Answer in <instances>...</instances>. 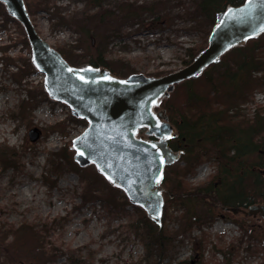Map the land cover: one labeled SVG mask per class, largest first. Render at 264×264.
Wrapping results in <instances>:
<instances>
[{"label":"rangeland","instance_id":"374dc122","mask_svg":"<svg viewBox=\"0 0 264 264\" xmlns=\"http://www.w3.org/2000/svg\"><path fill=\"white\" fill-rule=\"evenodd\" d=\"M53 3L55 9L48 12L39 10L32 23L50 46L71 49L74 54L72 57L79 56V67H83L86 65L84 62L96 55L98 36L93 33L91 44L90 36L85 34L83 26L78 23H70L60 17L57 24L63 25L54 27L51 23L58 9L61 16H73L84 8V3L82 0H54ZM176 7L171 12L170 20L161 24H153V18L145 15L144 20L143 17L139 19L140 23L127 21L121 27V36L108 45L109 59L112 61L109 69L112 74L121 78L133 73L161 76L192 61L186 62V50L196 46L203 49L210 28L206 27L205 33L202 29H194L195 24L180 13V4ZM207 24V20H204L203 25ZM252 44L245 42L239 46L242 48L237 50L238 54L252 56L256 52L255 46L251 49ZM229 51L220 58V62L228 61L232 70L233 56H230ZM29 64L31 65L30 48L20 24L17 21H6L0 10V143L5 142L19 152L23 165L21 173L11 169L0 171V207L3 210L0 213V223L18 224L25 221L31 224L42 220H59L61 226L55 227L48 237L54 243L49 247L51 251L54 248L63 252L72 250L71 252L79 255L75 260H84L83 264H139L144 257V250L141 242L127 228L129 218L123 214L105 213L98 202L84 204L82 193L88 191L82 190L78 173L64 172L55 179L52 187L44 183L47 153L63 151L64 147L70 150L68 142L82 132L86 125L75 121L64 104L47 97L43 89V75L32 65L31 69ZM223 70L224 68L213 67L206 72L211 77H216ZM245 75L247 71L244 75L241 72L239 80L247 78ZM188 87L193 92L205 94L203 77L190 81L186 90ZM185 95L183 87L177 88L171 97L173 112L168 115L166 111L175 126L181 120L177 108L184 104ZM231 95L234 92L230 88L221 89L216 98L210 96L201 105L191 107L188 111L190 118L194 120L198 114L218 111L220 119L245 127L250 120L252 122L251 117L257 111L264 110L262 89L241 93V97L245 95L246 99L239 103L233 101L232 109L228 110L230 107H223L222 104ZM215 100L218 104H214ZM206 103L209 107H203ZM224 112H227V116ZM208 118L211 117L201 116L204 121ZM32 129L38 132V138L34 142L28 138ZM207 152L208 145L202 142V146L188 150L174 164L175 167L192 168L193 173L184 177L188 185L199 186L215 176L218 166L213 162L214 156L212 160H208L209 152L206 157L200 156ZM85 173H89V170ZM91 179L93 186L97 187L98 182L92 177ZM212 184L217 186L218 180H213ZM108 193L111 195L112 191L108 190ZM187 206L195 213L206 212L202 204L194 201L187 203ZM175 207L174 205L169 211L177 216L180 211H174ZM212 210L214 218L206 222L201 230L191 229L189 238L179 244L176 260L193 264L196 254L202 253L201 264H229L230 260V264H261L264 260V216L258 212L249 214L247 208L243 207L235 208L230 213L231 216H225L221 209ZM201 233L208 237L203 250H199L195 243ZM19 236L23 240L15 241L14 236L9 242L11 259L14 251V255L16 252L20 254V260L23 259L25 264H46L47 261L40 258V252L29 236ZM63 254L55 256L49 264H78V261L70 263L73 260L66 259L67 255ZM24 256L28 259H24ZM164 263L167 264L166 261Z\"/></svg>","mask_w":264,"mask_h":264},{"label":"trees","instance_id":"16d2710c","mask_svg":"<svg viewBox=\"0 0 264 264\" xmlns=\"http://www.w3.org/2000/svg\"><path fill=\"white\" fill-rule=\"evenodd\" d=\"M82 1L84 8L73 16H61L58 9L57 15L52 18L51 25L54 27L63 25L57 24L60 17L70 23H78L83 26L84 32L88 36L90 31H93L98 36V41L95 44L96 55L84 63L93 67L106 68L111 73L109 64L112 61L109 59L108 45L112 40L121 36L120 29L127 21L140 23L139 19L143 17L144 20L146 15L153 18L151 20L153 24H161L170 20L172 10L180 4V8H182V11L179 9L180 13L195 24L194 29H202L205 33L206 27L211 28L214 24L217 12L224 10L227 6H237L243 2V0ZM24 2L32 22L34 15L39 10L48 12L54 8V0H24ZM0 10L6 21L15 22L5 13L1 4ZM204 20L208 22L206 26L203 25ZM246 43H253L251 49L255 46L256 52L252 56L246 57V55L237 52L242 47L231 49L229 52L231 53L230 56H233L231 60L232 70L228 65V61H221L207 68H224L222 72H218V76L211 77L206 69L198 78L187 80L174 87V91L181 87L186 91L184 104L177 108L181 119L180 123L178 122L176 125L178 130L177 139L181 140V143L185 146V153H188V150L193 147L202 146V142L203 144L205 142L210 153L208 160H212L214 156L213 162L217 163L218 170L210 181L199 186H190L184 180V177L193 173L192 168L185 169L174 165L166 167L162 179L164 191L160 227L153 224L141 208L131 206L124 194L117 188L110 186L101 175L95 172L93 166L89 165L83 168L77 166L71 158L73 152L68 150V147H64L63 151L58 150L47 153V168L45 174H43L44 183L52 187L55 179L64 172L78 173L82 190L87 189L88 191V193H82L84 204L98 202L105 213L123 214L129 218L127 228L141 242L144 250V257L139 264H165L164 261L167 264L171 262L184 264L186 261L176 260V249L186 238H189L191 229L201 230L206 222L214 218L212 208L221 209L225 216H231L230 211H223L224 207L236 208L252 204H264V174L260 171L264 170V110L257 111L252 123L247 124L245 127H239L233 123L229 124L231 121L227 119H220L217 116L218 111L198 114L194 120L190 118L188 113L191 107L201 105L210 96L216 98L215 96L221 89L230 88L234 92V95H231L222 104L223 107H230L228 110L232 109L233 101L239 103L242 102L241 100L246 99L245 95L241 97V93L264 90V33ZM200 49L201 46L188 48L185 54L187 56L186 62L190 61ZM56 50L68 64L75 67L80 65V57L77 55L72 57L74 54H72L71 49L56 47ZM241 55H243L242 58H240ZM237 59L241 60L234 61ZM29 67L32 69L30 64ZM246 71L247 75L245 77L247 78L239 80L240 73L242 72L244 75ZM201 77H203L206 84L205 94L198 91L193 92L189 90V87L186 90V85L190 81H195ZM236 78L238 79L236 80ZM174 91L161 102V106L166 109L168 115L173 112L174 105L171 103V97ZM214 104H218V102L215 100ZM203 107H209V104L206 103ZM203 115L211 118L204 121L201 119ZM224 115L227 116V112H224ZM74 120L86 124L84 120ZM181 138H184V141ZM169 144L173 147L175 141H170ZM252 149H255L257 155L256 167L258 171L254 174L251 173L249 162L245 161V156ZM208 152L200 154V156L206 157ZM20 156L19 152L5 142L0 143V171L11 169L14 172L21 173L23 165ZM88 170L89 173H85ZM90 176L98 182L97 187L93 186ZM215 179L218 180V185L214 187L212 181ZM221 188L223 189L220 191ZM108 190L112 191L111 195H109ZM191 201L202 204L206 208V212L203 214L195 213L187 206V203ZM174 205L176 206L174 211H180L177 216L169 211ZM2 212V207H0V213ZM59 226H61L59 220H51V222L42 220L39 223L31 224L25 221L18 224L0 223V254L2 255L0 264H25V262H22L23 259L20 260V254L17 252L14 255V251H12L11 259L8 248L12 237L16 236L15 241L23 240L19 235L29 236L39 250L40 258L47 261L46 264L51 263L55 256L63 253L67 255L66 259L73 260L70 263L78 261V264H83L84 260L83 262H79V259L75 260L79 255H76V252H71L72 250L63 252L59 248H54L52 251L49 249L54 243L48 237L52 230ZM207 238L204 233L196 238L195 243H197L199 250L204 249L208 242ZM24 259L27 260L28 257L24 256ZM192 263L201 264L202 253L196 254ZM261 264H264V260Z\"/></svg>","mask_w":264,"mask_h":264},{"label":"water","instance_id":"95a60500","mask_svg":"<svg viewBox=\"0 0 264 264\" xmlns=\"http://www.w3.org/2000/svg\"><path fill=\"white\" fill-rule=\"evenodd\" d=\"M0 3L21 25L30 47L31 64L43 74L48 98L63 103L73 117L87 122L83 131L71 139L73 161L79 167L93 165L111 186L160 226L163 170L177 161L180 152L167 145L173 128L165 111L154 112V108L176 84L198 77L228 50L263 33L264 0H244L216 13L206 46L189 64L158 77L134 73L124 78L100 67L69 65L38 34L23 0ZM90 36L93 44L92 32ZM140 129H146L145 134L153 139L138 137ZM28 135L32 142L38 138L35 130ZM256 212L264 216V205L249 207V213Z\"/></svg>","mask_w":264,"mask_h":264},{"label":"flooded vegetation","instance_id":"af4514ba","mask_svg":"<svg viewBox=\"0 0 264 264\" xmlns=\"http://www.w3.org/2000/svg\"><path fill=\"white\" fill-rule=\"evenodd\" d=\"M251 118L254 119L255 116H252ZM249 123H252L251 120ZM174 128H175V126H174ZM177 136H178V134H176L175 137L172 139V141H175V145L172 149L174 151H181L180 156H182L185 153V146H183V144L181 143V140L177 139ZM182 141H184V138H182ZM256 160H257L256 151H255V149H252L249 151V154L245 156V161L249 162V167L251 168L252 174L257 173V171H258V168L256 167ZM260 171H262V170H260ZM215 174H217V172ZM230 208H233V207H230ZM244 208H246V206Z\"/></svg>","mask_w":264,"mask_h":264},{"label":"snow or ice","instance_id":"6c2138e0","mask_svg":"<svg viewBox=\"0 0 264 264\" xmlns=\"http://www.w3.org/2000/svg\"><path fill=\"white\" fill-rule=\"evenodd\" d=\"M249 2L251 3V0H249ZM228 11H231V10L229 9ZM225 15H227V13H225ZM217 27H219V25H218ZM261 31H264V27L261 28ZM90 70H91V69H89V71H90ZM69 71H72V69H69ZM81 79H83V77H81ZM153 147H155V145H153ZM78 154H79V155H83L84 153H83V152H79Z\"/></svg>","mask_w":264,"mask_h":264}]
</instances>
